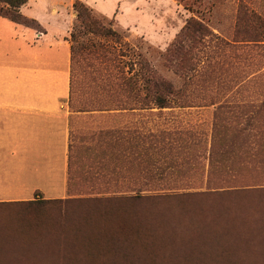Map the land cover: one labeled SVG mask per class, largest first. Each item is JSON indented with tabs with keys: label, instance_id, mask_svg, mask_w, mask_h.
Returning a JSON list of instances; mask_svg holds the SVG:
<instances>
[{
	"label": "rangeland",
	"instance_id": "1",
	"mask_svg": "<svg viewBox=\"0 0 264 264\" xmlns=\"http://www.w3.org/2000/svg\"><path fill=\"white\" fill-rule=\"evenodd\" d=\"M52 1L65 7L70 23L69 192L63 199L72 202L64 211L61 205L43 209L36 225L23 206L0 204V264H62L61 252L76 264H127L120 257L132 253L149 256L135 264H154L157 251L186 264L192 249H151L141 225L131 224V237L120 242L115 235L121 238L143 211L264 203V0H78L119 42L87 33L71 42L75 0L30 5L49 10ZM189 19L212 35L191 49L193 69L186 71L168 55L175 44L188 45L180 34ZM73 47L83 53L75 56ZM141 61L170 85L167 107L145 97L137 77ZM134 189L137 196L128 192ZM102 206L111 212L91 210ZM71 218L80 232L68 230L71 240L63 241L59 225ZM137 244L148 249H133Z\"/></svg>",
	"mask_w": 264,
	"mask_h": 264
},
{
	"label": "crops",
	"instance_id": "2",
	"mask_svg": "<svg viewBox=\"0 0 264 264\" xmlns=\"http://www.w3.org/2000/svg\"><path fill=\"white\" fill-rule=\"evenodd\" d=\"M30 1L20 13L39 30L0 17V203L63 199L67 190L70 23L55 1L49 10Z\"/></svg>",
	"mask_w": 264,
	"mask_h": 264
},
{
	"label": "trees",
	"instance_id": "3",
	"mask_svg": "<svg viewBox=\"0 0 264 264\" xmlns=\"http://www.w3.org/2000/svg\"><path fill=\"white\" fill-rule=\"evenodd\" d=\"M27 1L28 0H0V17L25 27L34 25L40 28L37 21L27 18L20 13V8L25 5ZM72 9L76 15V22L70 34L71 42H76L86 33L96 38L100 37L113 42L120 41L118 35L112 29L104 25L101 20L94 17L92 10L86 7L82 2L75 0L72 4ZM211 35V32L202 22L189 19L182 28L180 34V37H183V41L187 42L188 45L185 46L182 42L175 44L169 50L170 55L168 56L177 60L175 61L177 69L186 71L193 69L192 57L189 56L191 49L201 44L205 38ZM83 49L84 48L81 47L80 51ZM80 51L79 48L77 50L75 47L72 48V52L75 53V56H78ZM168 56L167 61L169 62ZM139 68L140 71L137 77L142 82L145 97L149 98L150 96L157 108L167 107L168 101L164 94H172L170 85L156 80L153 72L146 63L141 61L139 63ZM69 159L70 156L68 154V168ZM144 162L150 163L148 161ZM67 192H69L68 187L66 194ZM128 192L134 193L135 196H137L140 190L134 189ZM66 201L72 202L67 199L46 200L39 198L37 195L36 198L31 201L0 204L23 206L28 210V214L31 215L29 220L32 221L30 223L34 222L36 225L39 224L38 222L42 216L46 214V212H44L45 209L61 205L60 208L64 211L67 203ZM110 208L111 207L102 206L101 208L94 207L91 210L94 213H101V211L103 213H108L111 212L108 211ZM71 222L72 224H70ZM76 222L75 218H71L67 219V226L66 224L63 226L59 225L58 233L62 231L58 235L63 238V241H65L67 237L69 241L71 240L68 235H65L68 230L80 232V228L77 226L78 224ZM131 224L137 226L141 225L142 232L152 237L150 243L151 249H173L174 247L192 249L188 255L184 254V261L186 264H264V203L255 204L244 201L222 202L213 206L197 205L164 211H143L136 215L134 220H130L126 224L125 231L123 234L120 233L121 238L115 235L117 238L114 240L115 242H120L124 236L131 237L127 235L128 227ZM133 249L148 248L144 245L137 244L133 246ZM60 250L69 251V249ZM73 250L76 251L72 249L71 252H73ZM57 253L56 251L55 255H57ZM134 254L135 253L124 255L120 258L122 260H127V264H135V261L138 262L142 260L144 262L147 261L149 257ZM156 255L154 264H175L173 261L167 260L172 259L170 254H162L157 251ZM65 256L64 252L59 254L60 259H65L62 264H76L72 259L73 256L69 258H65ZM153 258L155 257L153 256ZM180 258V255L176 257L178 260Z\"/></svg>",
	"mask_w": 264,
	"mask_h": 264
},
{
	"label": "bare ground",
	"instance_id": "4",
	"mask_svg": "<svg viewBox=\"0 0 264 264\" xmlns=\"http://www.w3.org/2000/svg\"><path fill=\"white\" fill-rule=\"evenodd\" d=\"M204 215H205V214H204ZM225 218H226V217H225ZM239 224H240V223H239ZM239 224H238V225H239ZM242 224H243V223H242ZM238 225H237V226H238ZM225 228H226V227H225ZM228 228H229V227H228ZM228 228H227V229H228ZM237 228H238V227H237ZM225 230H226V229H225ZM240 231H241V230H240ZM229 233H230V232H229ZM238 234H239V233H238ZM251 237H252V236H251ZM251 237H250V238H251ZM131 244H132V243H131ZM253 244H254V243H253ZM251 245H252V244H251ZM254 245H255V244H254ZM14 250H15V249H14ZM155 260H156V259H155ZM148 262H149V261H148ZM151 264H152V263H151Z\"/></svg>",
	"mask_w": 264,
	"mask_h": 264
}]
</instances>
